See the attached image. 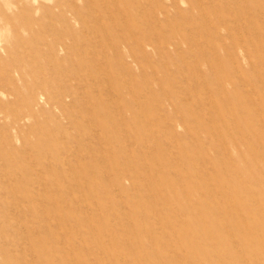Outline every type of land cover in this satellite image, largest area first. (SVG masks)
I'll return each instance as SVG.
<instances>
[{
    "label": "rangeland",
    "instance_id": "1",
    "mask_svg": "<svg viewBox=\"0 0 264 264\" xmlns=\"http://www.w3.org/2000/svg\"><path fill=\"white\" fill-rule=\"evenodd\" d=\"M0 264H264V0H0Z\"/></svg>",
    "mask_w": 264,
    "mask_h": 264
},
{
    "label": "bare ground",
    "instance_id": "2",
    "mask_svg": "<svg viewBox=\"0 0 264 264\" xmlns=\"http://www.w3.org/2000/svg\"><path fill=\"white\" fill-rule=\"evenodd\" d=\"M236 29V28H235ZM89 66V65H88ZM246 91V90H245ZM203 184V183H202ZM182 218V217H181ZM229 225V224H228ZM254 227V226H253ZM255 232V231H254ZM260 234V233H259Z\"/></svg>",
    "mask_w": 264,
    "mask_h": 264
}]
</instances>
